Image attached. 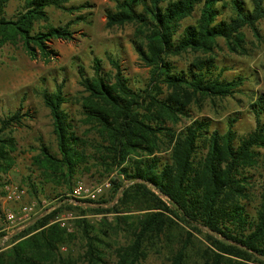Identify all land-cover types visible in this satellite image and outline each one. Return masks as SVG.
<instances>
[{
	"label": "trees",
	"instance_id": "16d2710c",
	"mask_svg": "<svg viewBox=\"0 0 264 264\" xmlns=\"http://www.w3.org/2000/svg\"><path fill=\"white\" fill-rule=\"evenodd\" d=\"M11 1L0 0V49L8 42H21L32 59L48 60L54 56L48 46L51 41L73 40L69 25L35 30L37 23L48 22L51 8L76 11L67 7L71 0H20L23 9L8 19L6 9ZM114 1L115 11L107 13V27L136 26L133 44L141 62L151 69L148 87L144 91L131 89L112 58L114 83L106 80L99 59L94 60L91 79L80 72L81 85L89 94L83 105L86 121L103 139L96 147L97 156L86 152L88 142L77 135L74 121L63 108V87L52 93L44 90L42 98L53 119L59 153L54 155L42 147L34 162L46 181L66 184L71 192L89 160L95 159L108 173L117 169L126 181L118 199L124 213L143 214L125 219H134L132 239L116 250L115 264H142L150 248L172 240H178L179 247L172 250L170 264H188L196 250L193 235L185 229H172L177 226L174 218L204 234L206 247L195 253L197 264H264V184L256 216L247 211L248 171L260 162L256 150L264 149V97L253 107L254 131L238 140L231 124L223 135L210 131L205 120L193 122L178 134L165 127L167 121L177 124L188 117L186 108L195 98L223 100L232 97L243 83L242 78L224 79L226 69L215 66L212 57L196 59L182 71L171 59L190 52L212 56L219 40L232 52L244 51L245 28L260 38L264 0H253L252 8L242 0ZM225 10H230L228 18ZM189 19L195 23L184 27ZM164 87L171 93L159 99ZM27 118L31 116L20 110L0 115V190L8 183L2 174L14 164L12 153L17 144L12 131L22 127ZM203 142L207 154L198 160ZM162 149L170 155L165 163L155 157ZM39 193L32 184L31 194L37 200ZM61 210L54 209L19 234L10 249L0 252V264H59L60 247L72 239L54 223ZM77 225L86 240L87 264H108L102 249L105 243L93 235L94 228L85 220H78Z\"/></svg>",
	"mask_w": 264,
	"mask_h": 264
},
{
	"label": "rangeland",
	"instance_id": "374dc122",
	"mask_svg": "<svg viewBox=\"0 0 264 264\" xmlns=\"http://www.w3.org/2000/svg\"><path fill=\"white\" fill-rule=\"evenodd\" d=\"M242 1L252 8L253 0ZM67 7L76 8V11L66 12L51 8L48 10V22L35 25L36 31L45 30L50 25L56 28L69 25L73 32V40H53L48 44L49 50L54 54L50 59L44 60L41 57L32 59L21 42H8L0 49V115L4 117L20 110L21 113H28L31 116L24 121L22 127L12 131L11 135L16 140L17 149L12 153L13 167L6 175L2 174L8 183L0 190V209L19 212L24 205H36V211L61 207L63 210L54 223L66 230L72 239L69 244L60 247L59 264H87L84 260L86 240L83 229L77 225L78 220H85L94 228L93 235H98L105 243L102 247L106 254L105 261L108 264H115L116 250L128 245L132 239L134 219H125L137 218L143 213H124L118 199L121 198L126 181L117 173V169L108 173L95 159L89 160L86 168H83L80 175L75 178L73 192L69 191L66 184L58 185L45 180L34 161L40 156L42 147H46L54 155L59 151L53 119L50 110L45 106L42 92L46 90L52 93L58 86L63 87L66 98L63 108L74 121L77 135L88 142L86 152L97 156L96 147L102 145L103 139L96 128L86 121L83 105L89 94L81 85L80 72L91 79L94 76V60L99 59L106 80L114 83L116 69L109 61V58H112L119 63L123 76L128 80V86L135 91H144L148 87L151 69L141 62L133 44L135 25L107 27V13L115 11L114 0H71ZM22 9V1L12 0L6 9L7 18L13 19ZM230 15V10H225L224 16L228 18ZM195 16L198 18V13ZM194 23V19H189L183 26ZM258 28L259 39L250 29L243 30L244 51L232 52L225 41L219 40L218 48L212 56L190 52L171 59L177 70L182 71L196 59L212 57L215 59V66L220 70L226 69L224 79L232 81L242 78L243 83L232 97L223 100L195 98L186 108L188 117L177 124L167 121L165 127L178 134L193 122L205 120L210 124V131H218L223 135L230 129L231 124L237 140L254 131L256 117L253 107L258 104L260 97H264V19L259 22ZM170 93L171 91L164 87L159 99L167 98ZM233 120L235 122L231 123ZM262 120L264 122V114ZM167 141L168 139L165 140L166 143ZM199 145L197 158L201 160L206 156L207 148L204 142ZM256 151L260 154V162L256 168L248 171L247 176L251 183L248 194L250 202H245L248 213L253 217L256 216L264 184V149ZM169 156L165 149L155 155L162 163H165ZM32 184L40 191L38 200L31 194ZM106 184L109 188H105L101 196L93 201L85 200L86 188ZM10 185L25 189L26 197L22 203L6 204L2 200L6 187ZM78 188H83L78 195L79 199L74 197V192ZM62 199H68V202L57 205ZM86 201L95 204H87ZM174 221L177 226L174 225L172 229H185L187 233L193 235L196 250L188 264H197L198 258L195 253L206 247L204 234L194 231L193 227L175 218ZM178 247V240L168 243L163 241L156 245L155 249H149L147 259L142 264H170L171 252Z\"/></svg>",
	"mask_w": 264,
	"mask_h": 264
},
{
	"label": "built area",
	"instance_id": "2783aa9c",
	"mask_svg": "<svg viewBox=\"0 0 264 264\" xmlns=\"http://www.w3.org/2000/svg\"><path fill=\"white\" fill-rule=\"evenodd\" d=\"M109 188V185L94 186L91 189L86 188L84 193L86 194L85 200H95L101 196L105 190ZM83 188H78L74 193V197L78 198ZM26 197L25 189L19 186H7L2 197V200L6 204H19ZM79 199V198H78ZM67 201V200H66ZM79 203V202H78ZM77 204V202H75ZM36 205L28 206L24 205L20 208L19 212L5 211L0 209V252L8 250L13 246L14 239L21 234L26 228L31 226L37 220L43 218L54 208L41 209L36 211ZM44 208V207H43Z\"/></svg>",
	"mask_w": 264,
	"mask_h": 264
}]
</instances>
